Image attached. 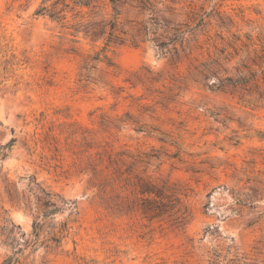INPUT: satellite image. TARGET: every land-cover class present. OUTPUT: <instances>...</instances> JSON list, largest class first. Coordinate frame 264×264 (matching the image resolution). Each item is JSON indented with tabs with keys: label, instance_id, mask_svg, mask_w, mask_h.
Instances as JSON below:
<instances>
[{
	"label": "rangeland",
	"instance_id": "1",
	"mask_svg": "<svg viewBox=\"0 0 264 264\" xmlns=\"http://www.w3.org/2000/svg\"><path fill=\"white\" fill-rule=\"evenodd\" d=\"M54 1L0 0V264H264V102L194 74L217 59L264 78V0L163 1L193 27L178 56L145 40L88 66L102 41L61 27L74 12L35 14ZM151 149L137 170L188 188L182 229L108 211L87 171Z\"/></svg>",
	"mask_w": 264,
	"mask_h": 264
},
{
	"label": "trees",
	"instance_id": "2",
	"mask_svg": "<svg viewBox=\"0 0 264 264\" xmlns=\"http://www.w3.org/2000/svg\"><path fill=\"white\" fill-rule=\"evenodd\" d=\"M163 1L167 0H55L49 8H38L35 14L47 15L57 22H66L64 12H74L72 18L75 22L70 25L63 23L61 27L70 29L73 37L81 33L92 42L102 41V47L98 51L86 56L85 65L88 66L93 61H106L110 64L107 54L110 48L127 42L138 45L150 40L161 53L172 56H178L184 50V36L193 27L186 22H170L164 16H159L156 5L164 4ZM164 7L166 10H173L167 4ZM202 24L201 15L195 26ZM183 26L186 28L182 29ZM194 69L195 76L211 92L239 93L240 98L254 95L264 102V90H259L261 84H264V78H257L254 72L244 73L241 67H236L235 76H227L226 69L222 68L217 59L202 62ZM209 78H213L210 83ZM210 113L220 118L221 113ZM258 135L264 138V132H258ZM13 141V138L10 139L6 146ZM96 155V160L89 163L87 171L92 174V178L99 179L98 187L101 192L105 193L108 185L115 191L114 195L104 200L108 211L139 215L149 222H166L174 229H182L190 221L191 210L184 203V198L188 195L185 185L137 170L139 165H148L153 159H159L153 149L150 152L135 153L119 150L107 154L106 159L101 153L97 152ZM64 229L65 224H62L61 230Z\"/></svg>",
	"mask_w": 264,
	"mask_h": 264
}]
</instances>
